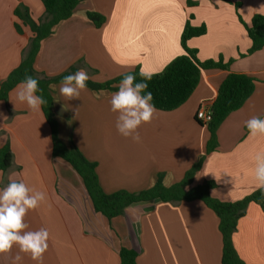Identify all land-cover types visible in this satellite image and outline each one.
Returning <instances> with one entry per match:
<instances>
[{
	"label": "crops",
	"instance_id": "obj_1",
	"mask_svg": "<svg viewBox=\"0 0 264 264\" xmlns=\"http://www.w3.org/2000/svg\"><path fill=\"white\" fill-rule=\"evenodd\" d=\"M26 11L35 22L45 16L41 0H0V83L20 66L33 36L17 16ZM88 12L104 15L105 24L96 28ZM263 13L264 0H85L42 42L35 61L39 73L53 78L83 68L89 81L103 84L136 69L153 75L163 72L184 54L181 39L190 22L207 29L204 36L187 43L198 61L230 63L228 71L203 70L197 89L179 109L157 110L152 122L139 128L140 142L117 132L118 114L110 110L114 92L87 87L80 98L66 100L60 84L55 86L60 137L65 143L72 140L88 161L97 164L106 194L144 191L160 174L164 185L167 181L172 186L203 158L191 187L212 181L216 184L212 196L231 203L260 189L254 167L256 154L264 151V137L249 138L245 121L264 118V48L241 55L251 46L245 25ZM230 73L255 78V91L221 124L219 146L207 155L211 134L197 113L204 105L212 106ZM16 90L17 86L7 101H0V149L9 146L13 153V166L0 173V189L11 175L46 194L40 207L25 217L26 230L49 231L43 264H121L122 247L137 251L138 264H223L220 219L201 201L135 204L112 221L96 213L79 176L53 158L52 131L42 108L30 110L17 101ZM233 240L245 264H264V213L258 205L248 207ZM18 252L14 246L0 255V264H13ZM19 254V264H37Z\"/></svg>",
	"mask_w": 264,
	"mask_h": 264
},
{
	"label": "trees",
	"instance_id": "obj_2",
	"mask_svg": "<svg viewBox=\"0 0 264 264\" xmlns=\"http://www.w3.org/2000/svg\"><path fill=\"white\" fill-rule=\"evenodd\" d=\"M85 0H41L45 7V16L35 22L28 11L24 14L17 12V16L28 26L33 36L28 48L23 52L22 62L10 76L0 83V101H7L9 93L18 86L26 76L31 75L39 79L40 91L36 94L47 101L42 105V111L51 128L53 138V158L67 163L81 179L88 198L96 213L109 221L123 216L127 208L140 203L164 202L180 204L183 202L201 201L213 210L220 219V231L223 237V264H245L238 256L234 246V234L238 222L247 214L251 204L258 205L264 213V189H259L252 195L237 202H223L212 196L216 184L206 181L197 187L193 185L195 176L201 170L205 158L186 173L182 182L170 187L164 185V174H160L155 184L144 191L131 193L118 191L106 194L97 175V164L88 161L79 148L71 140L65 143L59 133V122L54 112V88L50 85L60 84L63 77L75 73L72 68L67 73L57 77H48L35 69V61L42 42L52 36L58 26L70 19L77 7ZM87 18L96 28H101L106 17L97 12H88ZM240 21L242 22L241 18ZM246 32L251 41L248 51L241 57L251 56L264 48V13L253 18L251 25L246 26ZM18 33H22L20 26H16ZM207 33L205 26L193 27L187 23L183 35L182 46L184 54L176 58L163 72L152 75L147 81L148 89L153 94L152 103L155 108L163 112H171L183 106L199 85L203 70H229V64L222 60L201 63L197 59V52L187 47L189 40L199 38ZM140 69L132 73L136 82L141 81ZM123 76L107 83L98 84L87 81V87L93 91H118ZM257 80L244 74L230 73L221 84L216 101L211 106L212 121L207 124L211 138L207 146V155L215 152L219 146L217 132L221 124L233 113L239 111L255 91ZM13 166V153L9 146L0 149V173L8 172ZM121 264H138V253L133 249H120Z\"/></svg>",
	"mask_w": 264,
	"mask_h": 264
},
{
	"label": "clouds",
	"instance_id": "obj_3",
	"mask_svg": "<svg viewBox=\"0 0 264 264\" xmlns=\"http://www.w3.org/2000/svg\"><path fill=\"white\" fill-rule=\"evenodd\" d=\"M139 75L142 79L136 82V76L132 72L124 74L116 86L118 91L112 93L110 99V110L118 114L115 121L117 132L134 142H140L139 128L143 124L151 123L157 112L152 103V92L146 91L147 81L152 79L153 74L141 68ZM89 79L83 68L63 77L60 82V95L66 100L80 98L81 92L87 90ZM50 87L55 88V85ZM39 91V79L28 75L17 86L16 99L26 103L33 112H40L41 106L47 101L36 94ZM245 126L249 138L264 137V118L253 116L245 121ZM254 179L257 188L264 189V151L255 156ZM228 182L225 180V183ZM165 186L171 185L165 181ZM45 199L44 192L29 188L23 181L12 179L11 175L9 183L0 189V255L10 253L14 246L18 247L19 252L13 258V264L21 261L22 256L19 253L29 255L37 264H43L44 253L49 247V231L43 227L35 231L26 230L29 226L25 217L30 210L39 208Z\"/></svg>",
	"mask_w": 264,
	"mask_h": 264
},
{
	"label": "built area",
	"instance_id": "obj_4",
	"mask_svg": "<svg viewBox=\"0 0 264 264\" xmlns=\"http://www.w3.org/2000/svg\"><path fill=\"white\" fill-rule=\"evenodd\" d=\"M197 120L205 125L209 124L212 121L211 107L202 106L197 113Z\"/></svg>",
	"mask_w": 264,
	"mask_h": 264
}]
</instances>
